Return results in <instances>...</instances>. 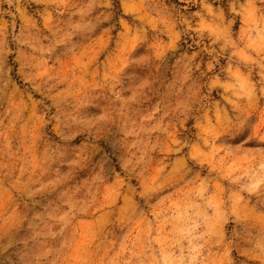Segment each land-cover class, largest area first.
<instances>
[{"label":"rangeland","instance_id":"rangeland-1","mask_svg":"<svg viewBox=\"0 0 264 264\" xmlns=\"http://www.w3.org/2000/svg\"><path fill=\"white\" fill-rule=\"evenodd\" d=\"M0 264H264V0H0Z\"/></svg>","mask_w":264,"mask_h":264}]
</instances>
